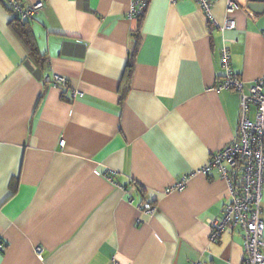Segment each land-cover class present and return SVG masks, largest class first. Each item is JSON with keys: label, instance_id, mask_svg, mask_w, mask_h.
Here are the masks:
<instances>
[{"label": "crops", "instance_id": "crops-1", "mask_svg": "<svg viewBox=\"0 0 264 264\" xmlns=\"http://www.w3.org/2000/svg\"><path fill=\"white\" fill-rule=\"evenodd\" d=\"M22 1L42 2L28 25L45 62L0 1V264H245L239 228L210 241L229 190L200 170L239 128V93L217 88L223 45L248 91L264 74V9L214 0L236 22L222 31L195 0H150L137 37L132 0Z\"/></svg>", "mask_w": 264, "mask_h": 264}, {"label": "built area", "instance_id": "built-area-1", "mask_svg": "<svg viewBox=\"0 0 264 264\" xmlns=\"http://www.w3.org/2000/svg\"><path fill=\"white\" fill-rule=\"evenodd\" d=\"M22 20H31L43 8L42 2L25 4L22 0H0ZM175 2L176 0H170ZM150 0H132L128 10L129 18H139L145 13ZM198 7L208 18L209 25H215L222 31L235 28V19L227 16L220 23L213 13L214 0H195ZM242 6L238 0H228L226 12L232 14ZM224 76L217 88L232 89L240 95L239 128L234 139L220 151L212 154L206 165L200 170L209 173L216 170L226 182L229 190V202L225 205L221 218L210 221V241H217L227 227L239 228L244 236L245 264H264V221L263 182H264V74L245 90L244 79L234 72L229 48H222ZM50 81L59 87L69 86V81L54 74ZM77 91L73 92L76 96ZM193 174L184 175L166 192L182 190ZM139 209L152 215L157 206L149 200H142ZM5 244L0 240V253ZM36 255L42 259L44 248L35 247ZM112 264H118L114 257ZM192 264H200L194 261Z\"/></svg>", "mask_w": 264, "mask_h": 264}, {"label": "trees", "instance_id": "trees-1", "mask_svg": "<svg viewBox=\"0 0 264 264\" xmlns=\"http://www.w3.org/2000/svg\"><path fill=\"white\" fill-rule=\"evenodd\" d=\"M143 17H144V14L138 18L140 20V24L138 25V29L136 31L137 37H138V33L140 31V28H141ZM28 21L29 20H22L17 15H15L13 18V24L15 25L14 26L15 30H16L19 38L21 39V41L25 44V46L28 50V54L33 59V61H35L38 64L44 63L45 59H44L43 55L40 53V51L36 45V41H35V38L31 32L30 28H29ZM133 55L134 54H132V56L130 57V60L128 61V76L131 75V69L133 67V62H134Z\"/></svg>", "mask_w": 264, "mask_h": 264}, {"label": "water", "instance_id": "water-1", "mask_svg": "<svg viewBox=\"0 0 264 264\" xmlns=\"http://www.w3.org/2000/svg\"><path fill=\"white\" fill-rule=\"evenodd\" d=\"M247 6L248 8L256 12H262V10L264 9V0H248Z\"/></svg>", "mask_w": 264, "mask_h": 264}]
</instances>
